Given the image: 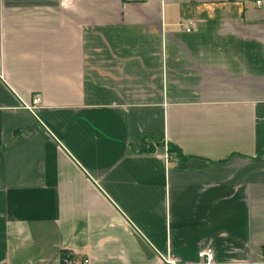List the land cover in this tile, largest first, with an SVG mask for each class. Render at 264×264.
<instances>
[{
    "label": "crops",
    "instance_id": "1",
    "mask_svg": "<svg viewBox=\"0 0 264 264\" xmlns=\"http://www.w3.org/2000/svg\"><path fill=\"white\" fill-rule=\"evenodd\" d=\"M257 1L0 0V264L264 260Z\"/></svg>",
    "mask_w": 264,
    "mask_h": 264
},
{
    "label": "built area",
    "instance_id": "2",
    "mask_svg": "<svg viewBox=\"0 0 264 264\" xmlns=\"http://www.w3.org/2000/svg\"><path fill=\"white\" fill-rule=\"evenodd\" d=\"M262 4V0L257 1V6L260 7ZM184 28L187 32H192L193 30V23L191 21H187L185 23ZM43 102V97L40 93H36L32 99V102L30 104H25V108L31 112H33L37 107H39ZM201 258H205L207 261V264H213L214 263V253L212 251H203L200 253ZM67 263H70L69 260H66ZM78 264H89L87 259H84ZM169 264H177L175 262H169ZM220 264H264V260L260 263H252V262H246V261H236V262H223Z\"/></svg>",
    "mask_w": 264,
    "mask_h": 264
},
{
    "label": "trees",
    "instance_id": "3",
    "mask_svg": "<svg viewBox=\"0 0 264 264\" xmlns=\"http://www.w3.org/2000/svg\"><path fill=\"white\" fill-rule=\"evenodd\" d=\"M145 139H146V137H144V142H145ZM156 145H160V143L156 142ZM154 148L155 147L153 145L149 146V150L150 151L154 150ZM168 152H169L170 157H172L175 154H179L178 149L176 147L172 146V145L168 146ZM66 254H67V252H64L62 254V261H64V257H65Z\"/></svg>",
    "mask_w": 264,
    "mask_h": 264
},
{
    "label": "rangeland",
    "instance_id": "4",
    "mask_svg": "<svg viewBox=\"0 0 264 264\" xmlns=\"http://www.w3.org/2000/svg\"><path fill=\"white\" fill-rule=\"evenodd\" d=\"M66 260H69L70 263H67ZM75 261L74 257L71 254H66L64 257V264H73Z\"/></svg>",
    "mask_w": 264,
    "mask_h": 264
}]
</instances>
